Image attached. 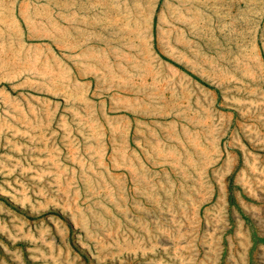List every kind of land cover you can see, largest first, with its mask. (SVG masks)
<instances>
[{"label":"rangeland","instance_id":"rangeland-1","mask_svg":"<svg viewBox=\"0 0 264 264\" xmlns=\"http://www.w3.org/2000/svg\"><path fill=\"white\" fill-rule=\"evenodd\" d=\"M0 264H264V0H0Z\"/></svg>","mask_w":264,"mask_h":264}]
</instances>
